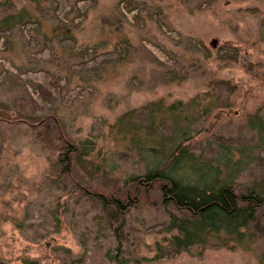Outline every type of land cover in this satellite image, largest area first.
<instances>
[{"label": "rangeland", "instance_id": "1", "mask_svg": "<svg viewBox=\"0 0 264 264\" xmlns=\"http://www.w3.org/2000/svg\"><path fill=\"white\" fill-rule=\"evenodd\" d=\"M17 16L0 26V264H264V209L245 244L177 252L185 214L133 182L145 163L123 145L157 102L195 100L183 148L222 171L244 151L239 193L264 179V0H0Z\"/></svg>", "mask_w": 264, "mask_h": 264}, {"label": "trees", "instance_id": "2", "mask_svg": "<svg viewBox=\"0 0 264 264\" xmlns=\"http://www.w3.org/2000/svg\"><path fill=\"white\" fill-rule=\"evenodd\" d=\"M25 15L28 13L22 11L19 17L22 19ZM19 17H5L1 19L0 26H13L21 22ZM194 102L186 108L176 102L165 109L160 108L163 105L161 102H157L151 108V118L146 127L148 137L123 138L124 147L137 150L145 163L142 176L132 180L144 187L156 184L164 206L172 205L185 214L182 217L169 214L167 232H173L170 241L177 252L187 251L189 247L203 244L209 239L221 240L223 244L235 242L232 243L234 248L236 244L247 243L249 224L256 222L258 212L264 209V179L239 193L230 181L245 166L244 151L235 161H232L230 150L223 152L217 161L224 168L222 171L213 163H201L193 153L183 148L182 143L188 139L191 127L188 110ZM206 108L207 105L202 107ZM155 111L161 114L160 127L166 125L172 131L168 138L157 134L159 125L156 126L153 118ZM128 116L122 115L119 123H125ZM251 126L257 129L259 137H264V125L259 120L252 119ZM102 200L115 213L123 214L127 210L120 199L114 197L107 201L102 197ZM114 258L115 264H127Z\"/></svg>", "mask_w": 264, "mask_h": 264}, {"label": "water", "instance_id": "3", "mask_svg": "<svg viewBox=\"0 0 264 264\" xmlns=\"http://www.w3.org/2000/svg\"><path fill=\"white\" fill-rule=\"evenodd\" d=\"M215 43H216V40H213V41H212V45L214 46V45H215Z\"/></svg>", "mask_w": 264, "mask_h": 264}]
</instances>
